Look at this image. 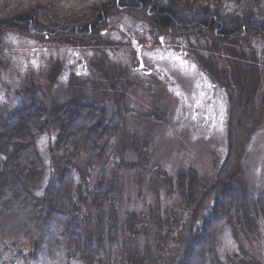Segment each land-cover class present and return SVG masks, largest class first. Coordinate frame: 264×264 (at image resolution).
Here are the masks:
<instances>
[{
    "label": "trees",
    "instance_id": "16d2710c",
    "mask_svg": "<svg viewBox=\"0 0 264 264\" xmlns=\"http://www.w3.org/2000/svg\"><path fill=\"white\" fill-rule=\"evenodd\" d=\"M116 12L150 24L158 43L159 36L206 40L193 56L198 69L229 95L228 154L221 165L215 159L213 179L186 158L170 174L168 161L153 157L157 126L166 114L162 105L150 127H130L122 144L120 132L136 112L130 86L140 82L125 81L122 68L114 74L116 65L107 58L97 62L100 93L60 96L32 85L11 100L12 111L0 110V264H262L251 250L236 247L250 234L259 239L264 219L259 222L264 206L257 201L252 210L239 189L264 73V0H0V49L3 34L11 31L43 42L116 50L107 39L114 30L108 19ZM125 40L123 49H137V40ZM135 52L133 69L151 72ZM40 135L54 138L50 168ZM134 151L139 165L129 162ZM134 176L137 209L123 202ZM168 199L178 204L167 207ZM182 217L188 220L185 237ZM227 229L235 243L221 253L220 235Z\"/></svg>",
    "mask_w": 264,
    "mask_h": 264
},
{
    "label": "rangeland",
    "instance_id": "374dc122",
    "mask_svg": "<svg viewBox=\"0 0 264 264\" xmlns=\"http://www.w3.org/2000/svg\"><path fill=\"white\" fill-rule=\"evenodd\" d=\"M108 21L114 30L108 33L107 39L111 41L109 42L111 45L113 40L116 50L107 49L103 44L100 47L94 45L75 47L56 42H43L40 39L39 41L16 32H5L0 49V110H4L6 114L12 111L13 107L9 106L11 100L25 96L32 85L60 96L83 90L98 92L97 62H104L107 58L116 65L115 69L113 68L114 74L122 68L125 81L130 83L129 78H132L140 82V84L133 82L134 85L130 86L132 100L137 102L136 112L131 113L128 124L120 132V142L127 144L126 138L130 127L132 132L150 127L151 118L162 105L166 114L165 119L157 126L159 130L156 143L159 144L153 157L158 160L165 158L169 165L167 170L173 175H176L178 167L183 166L181 164L186 158L188 164H195L204 176L213 179L219 168L217 165L214 166L215 159L218 157L217 164L221 165L229 150L228 119L231 102L224 87L197 67L193 54L206 46V40H195L192 37L182 42L177 36H168L167 39L159 36L158 43L153 37L157 31L133 15L116 12L109 16ZM117 28L121 34L124 33L123 36L119 37L118 32H115ZM125 39H130V42L137 40L135 41L137 49L127 48L130 52L123 49L121 41ZM135 51L143 56L142 61L144 60L151 72L133 69ZM125 69L128 73L124 71ZM77 75L83 77L79 78ZM91 75L92 78L85 79ZM77 83H85L86 86L81 89ZM146 110L150 112L145 114ZM252 110L254 125L245 149L239 189L243 192V201L248 202L252 210H255L257 201L264 206V73L260 90L253 100ZM151 114L148 120L142 118ZM153 118L156 121V118ZM53 139L52 135L38 137L39 149L48 168L53 164L50 154ZM117 148L122 149L121 145ZM140 158L141 156L137 158V152L134 151L129 162L133 164L137 162L139 165ZM130 173L131 171H126L125 174ZM135 177L130 178L129 186L125 187L123 202L126 206L130 208L135 206L133 208L137 209L141 204L134 201L138 188L132 184ZM160 198H164V195ZM166 201V206L172 209L178 204L176 199ZM123 215L124 210L121 207L118 212L120 221H123ZM263 217L264 213L259 211V222ZM182 220L181 236H184L188 220L185 217H182ZM261 224V227H258L259 239H256V235L250 234L248 241L239 243L236 249L241 250L243 245L264 264V219ZM232 235L229 229L221 233L219 241L221 253L233 249L235 241ZM175 246L176 241L168 248V252ZM168 256L171 257L170 253ZM173 257L174 255L171 258Z\"/></svg>",
    "mask_w": 264,
    "mask_h": 264
}]
</instances>
